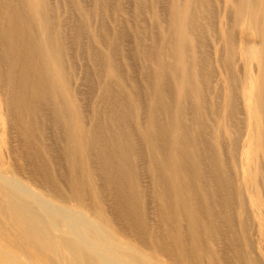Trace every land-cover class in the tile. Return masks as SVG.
I'll list each match as a JSON object with an SVG mask.
<instances>
[{"label":"bare ground","instance_id":"6f19581e","mask_svg":"<svg viewBox=\"0 0 264 264\" xmlns=\"http://www.w3.org/2000/svg\"><path fill=\"white\" fill-rule=\"evenodd\" d=\"M90 1L0 0V264H264V0Z\"/></svg>","mask_w":264,"mask_h":264},{"label":"rangeland","instance_id":"374dc122","mask_svg":"<svg viewBox=\"0 0 264 264\" xmlns=\"http://www.w3.org/2000/svg\"><path fill=\"white\" fill-rule=\"evenodd\" d=\"M89 1H90V0H89ZM220 1H221V0H218V5H219L218 7H219V8H221L220 6H221V4H224L225 0H224V2H220ZM222 1H223V0H222ZM128 2H129V3H128V6L132 7V8L129 7V8L131 9V12H132V11L134 10V8H135V6H134V5H135V0H131V1L129 0ZM130 2H131L132 4H131ZM88 3H89V2H88ZM90 3H91V1H90ZM90 3H89V4H90ZM89 4H88V6H91L92 3H91L90 5H89ZM92 7H93V5H92ZM222 7H223V5H222ZM166 12H167V10H166ZM143 15L146 16V17H144L145 20L147 19V21L150 22L151 14H149V13L146 12V13H144ZM220 16H221V15H220ZM123 17H124V18H127L124 14H123ZM127 19H131V18H127ZM219 20H220V19H219ZM221 20H222V18H221ZM221 20H220V21H221ZM220 21H219V22H220ZM149 22H148V23H149ZM219 46H220V45H219ZM1 140H2V139H1Z\"/></svg>","mask_w":264,"mask_h":264}]
</instances>
